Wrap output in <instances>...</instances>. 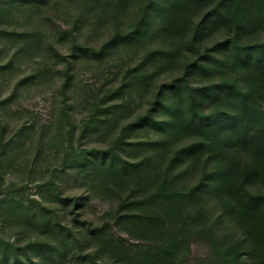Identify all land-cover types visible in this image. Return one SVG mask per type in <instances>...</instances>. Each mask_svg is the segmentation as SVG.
I'll use <instances>...</instances> for the list:
<instances>
[{"label":"rangeland","instance_id":"374dc122","mask_svg":"<svg viewBox=\"0 0 264 264\" xmlns=\"http://www.w3.org/2000/svg\"><path fill=\"white\" fill-rule=\"evenodd\" d=\"M149 1L0 0V240L49 243L63 264H82L81 252L104 264H146L145 245L157 242L129 214L158 203L145 202L156 178L183 199L175 216L162 219L157 241L174 253L162 264H209L202 260L214 254L213 242L218 253L237 247L223 264H252L249 227L230 214L228 194L208 186L188 195L204 170L186 155L167 168L192 137L180 134L172 145L165 110L155 113L162 124L136 122L160 85L192 61L182 55L186 38L160 30V0ZM117 32L129 36L113 38ZM250 40H264V30ZM180 46L178 59L165 54ZM249 188L264 194V184ZM29 250L34 261L43 255Z\"/></svg>","mask_w":264,"mask_h":264},{"label":"trees","instance_id":"16d2710c","mask_svg":"<svg viewBox=\"0 0 264 264\" xmlns=\"http://www.w3.org/2000/svg\"><path fill=\"white\" fill-rule=\"evenodd\" d=\"M152 1L157 3V0H150L148 5ZM160 2L163 14L160 30L186 38L182 43L187 45V54L182 55L191 57L192 61L185 62L178 76L160 85L148 111L136 122L162 124L165 120L156 117L155 113L165 110L170 115L167 134L173 139L171 144L174 145V138L180 134L192 137L191 143L173 153L167 168L171 169L182 155L190 157L197 168L202 165L203 174L188 195H202L208 186L228 194L230 214L249 227L245 239L249 241L248 254L252 264H264V194H255L249 188L252 182L264 184V40H250V36L264 30V0ZM196 14H199L198 21L194 20ZM145 21H139L135 33ZM212 30H221L225 34L213 43L204 42V34ZM120 35L129 36L117 32L113 38ZM181 49V46L170 48L165 54L176 60ZM147 56H152V52ZM104 157L103 152L102 159ZM154 181L149 180L154 190L145 202L158 203L142 215L129 214L130 218L138 219L143 230L150 229L157 242L145 245L143 259L149 262L144 261L146 264H162L173 259V247L157 240L163 231L162 219L175 216L180 204L177 202L183 201L180 194L166 186V182L156 178ZM160 203H164V208H160ZM161 211H165L163 216ZM96 229L102 244L112 247L110 235L103 229ZM214 245L213 242L214 254L211 251L203 263L207 260L209 264H223L227 254L236 247H230L224 254L218 253ZM140 247L141 251L143 246ZM29 249L41 251L42 257L34 261L31 256L34 253L30 254ZM60 252L49 243L33 241L22 248L0 240V264H63ZM136 252L138 257V247ZM79 255L82 264H104L97 262L95 254L81 252Z\"/></svg>","mask_w":264,"mask_h":264}]
</instances>
